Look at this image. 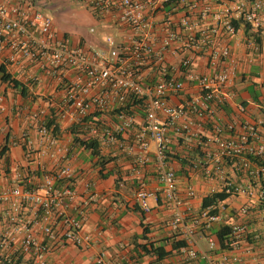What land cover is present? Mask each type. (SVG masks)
Segmentation results:
<instances>
[{
    "label": "built area",
    "instance_id": "2783aa9c",
    "mask_svg": "<svg viewBox=\"0 0 264 264\" xmlns=\"http://www.w3.org/2000/svg\"><path fill=\"white\" fill-rule=\"evenodd\" d=\"M97 20L115 27L124 37H105L106 52L87 49L80 41L59 36L50 16L39 9L9 6L0 0V43L3 34L19 39L11 43L13 51L37 62L54 83L67 88L66 101L80 117L88 113H107L113 106H124L137 100L144 117L134 133V143L123 135L136 124L132 112L120 111L114 127H102L108 145L134 156L139 178L136 201L143 212L150 210L147 202L153 193L146 188L141 168L149 161V141L155 146L158 181L164 207L175 227H184L185 239L192 246L194 232L200 230L209 251H216L213 231L225 227L226 248L207 264H228L239 260L244 242L264 247V113L253 120L236 121L213 118L211 104H221L231 97L225 91L239 67L231 48L223 42L237 34L244 35L246 48L264 53V0H80ZM94 26L89 27L95 33ZM206 58L207 73L193 69L196 56ZM249 62L252 59H248ZM147 72V74H145ZM193 83L197 93L188 100L171 105L168 98L184 91ZM102 92L92 94L94 88ZM0 94V113L5 112ZM159 114L164 116V120ZM35 113L33 116H37ZM192 117L206 118L210 132L192 130ZM87 130L100 129L88 122ZM171 128L189 151L186 170L190 176L199 173L213 183L205 197L221 193L195 215L190 199L196 189L188 185L187 199L179 193L178 177L167 166ZM47 149L60 153L62 165L55 172L42 176L39 183L33 172L27 180L11 187H0V264H48L49 243L55 237L54 223L64 242L87 245L92 234H81L83 218L91 201L86 184L82 196L74 188V172L70 150L61 145L50 129L41 124L38 130ZM27 156L32 150L28 133L22 135ZM40 168V164L37 163ZM32 171H36L33 169ZM17 179L22 177L18 174ZM59 184H58V183ZM192 218L186 227L188 218ZM186 264L198 257L193 247H183ZM95 264H109L98 255ZM123 264V263H117Z\"/></svg>",
    "mask_w": 264,
    "mask_h": 264
},
{
    "label": "crops",
    "instance_id": "0c3cea01",
    "mask_svg": "<svg viewBox=\"0 0 264 264\" xmlns=\"http://www.w3.org/2000/svg\"><path fill=\"white\" fill-rule=\"evenodd\" d=\"M2 1L9 6L20 5L33 9H37V5H43L42 0ZM94 23L97 27L113 28L117 31V35L124 37L123 34L118 33L117 28L105 25L96 17H94ZM54 27L59 36L65 35L73 42L80 40L87 49H99L102 52L108 50L106 44L95 35L70 36L66 32H61L55 24ZM19 39L5 32L0 43V65H4L6 72L25 88V94L22 95L20 88L0 82V94L3 95L6 106L5 112L0 113V150L7 144L5 154L0 156V187H11L22 180L25 181L33 172L37 182L40 183L45 173H53L62 165L60 153L47 149L45 141L41 139L38 132L39 126L46 125L48 122L50 132L62 146L65 145L70 150L74 188L82 196L85 185L89 184L92 197L81 229V234L85 235L89 232L92 234V239L87 245L64 242L59 233L62 227L58 221L54 223L56 232L52 240H47L40 231H37L38 237L49 243L48 264H95L98 255H102L109 264H186L185 252L182 248L179 252L172 250L173 236L176 234V237L183 239L186 236L184 227L172 225L171 216L164 207L161 184L158 181L154 143L149 141L150 159L141 168L146 188L153 193L147 199V202L151 199V204L148 203L150 210L141 212L136 201L139 178L135 172L137 167L134 164V156L108 145L101 130L105 126L114 127L117 123V114L107 112L93 116L92 122L100 130L96 134L90 133L86 125L91 120L83 124V117H80L67 103V88L54 83L47 77L37 62L12 50L11 43ZM223 42L229 44L232 56L239 60V67L232 82L225 89V91H231L232 96L221 104H211L210 113H214L213 118L221 121L258 119L264 113V53L246 48L241 30ZM248 59L252 61L249 62ZM193 69L200 74L209 72L206 58L196 56ZM102 91L101 87L94 88L92 94ZM195 93H197L196 85L191 82L186 83L184 91L178 95H171L168 102L176 106ZM35 113L38 114L36 117L33 116ZM91 114L88 113L87 116ZM144 114L143 110L140 112L137 108L133 111L132 115L135 117L136 124L123 135L127 143H134V133L139 129V123ZM159 115L164 120V116ZM192 120L194 121L192 130L210 132L212 125L206 118L192 117ZM75 125H83L82 129L86 131L85 139L98 141L101 158L92 156L89 151L73 143L74 134L71 128ZM24 133H28L32 139L34 152L30 156H27V149L25 151L23 149V147L26 148L22 138ZM166 133L169 139L166 152L169 157L167 166H172L176 171L179 193L184 199H187L185 190L188 185L196 189L195 197L189 200L192 204L191 213L195 215L199 212L207 191L215 185L206 182L199 173L192 176L188 174L186 156L189 151L184 147L183 140L177 138L171 128L167 127ZM102 158L110 159H107L103 167L96 164L98 159ZM37 163L40 164V168ZM33 169L36 171H32ZM18 174L22 177L21 181L17 179ZM191 221L192 218L189 217L186 227L190 226ZM144 229L147 232H144ZM148 240H163L166 250L172 251L171 255L163 261H158L152 254H145L140 249V245ZM202 240H206L205 235L196 229L195 243L192 246L188 245L189 248L196 249L198 253L194 264H207L209 259L216 260L221 251H209L208 244L205 247L201 243ZM203 253L210 255L208 260L202 258ZM239 256L238 261H230L228 264H264V247L251 241L244 242Z\"/></svg>",
    "mask_w": 264,
    "mask_h": 264
},
{
    "label": "trees",
    "instance_id": "16d2710c",
    "mask_svg": "<svg viewBox=\"0 0 264 264\" xmlns=\"http://www.w3.org/2000/svg\"><path fill=\"white\" fill-rule=\"evenodd\" d=\"M0 82H6V83L11 84L15 88H20L21 94L22 95L25 94V88L21 85L20 82H18L15 78H13L10 73L6 72L4 65H0ZM136 108L139 109L140 112H142V108L139 106V103L137 100H134L131 103L128 100L124 106H120V107L119 106H113L110 109L109 113L118 114L117 112H120V111L132 112V110L134 111ZM130 114H132V113H130ZM93 116H99V112H94L91 115L83 118L82 119L83 124L87 123L90 120L92 121ZM46 125L48 127L49 123L47 122ZM82 127H83V125L82 126L81 125H75L71 128V132L74 134L73 143H75V145L77 147L82 148L86 151H89L92 156H99L98 158H101L98 141H96L95 139H91V140L85 139L84 135L86 134V131L84 129H82ZM7 138H8V136H7ZM23 149L25 151L26 148L23 147ZM6 150H7V144H5L1 148L0 156H3L6 152ZM107 159L110 160L109 158H107ZM107 159H104V158L98 159L96 164L103 167L104 164L106 163V161H108ZM223 196L224 195H222L221 193H215L214 195H212L210 197H205V198H203L201 207H205L206 205H208L212 199H214L216 197H223ZM140 211L143 212L141 209H140ZM144 232H147V230L144 229ZM226 233H227V229L225 227H218V228L214 229L213 236H214L216 243L218 244V248L216 251H220V250L225 249L227 247L225 244ZM173 237H174V239L172 241V250L179 252V250L181 248L188 247V243L185 239L178 238V236L176 237V234ZM140 249L145 254H152L153 256H155L156 260H158V261H163L165 258H167L172 253V251L166 250L165 243L163 240H158V241H149L148 240L145 244L140 245ZM17 262L20 263V260H18Z\"/></svg>",
    "mask_w": 264,
    "mask_h": 264
},
{
    "label": "rangeland",
    "instance_id": "374dc122",
    "mask_svg": "<svg viewBox=\"0 0 264 264\" xmlns=\"http://www.w3.org/2000/svg\"><path fill=\"white\" fill-rule=\"evenodd\" d=\"M43 5H37L36 8L41 10L44 14L51 17L55 26L61 31L66 32L70 36H97L104 42L105 37L111 34L118 41L121 39L117 35V31L113 28L97 27L94 23V16L87 9V6L78 0H42ZM94 26L95 33L89 32V27ZM151 204V199L148 200ZM201 243L206 247V240Z\"/></svg>",
    "mask_w": 264,
    "mask_h": 264
}]
</instances>
